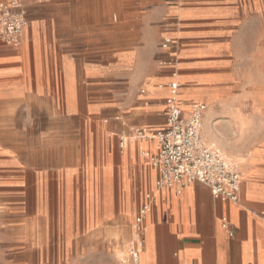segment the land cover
I'll return each instance as SVG.
<instances>
[{"label": "crops", "instance_id": "0c3cea01", "mask_svg": "<svg viewBox=\"0 0 264 264\" xmlns=\"http://www.w3.org/2000/svg\"><path fill=\"white\" fill-rule=\"evenodd\" d=\"M12 1L29 26L19 48L0 39L5 129L49 139L79 128L88 162H98L64 169L66 190L87 194L67 205V224L103 241L97 254L111 264H133V225L151 194L138 264H264V77L251 92L252 79L232 69L249 49L264 64V0H0ZM168 39L175 45L164 49ZM175 81L219 108L204 112L202 139L239 165L237 203L197 183L157 190L147 154L157 153ZM233 81L240 94L224 89ZM58 176L48 173L50 188ZM109 226L119 241L102 234Z\"/></svg>", "mask_w": 264, "mask_h": 264}, {"label": "rangeland", "instance_id": "374dc122", "mask_svg": "<svg viewBox=\"0 0 264 264\" xmlns=\"http://www.w3.org/2000/svg\"><path fill=\"white\" fill-rule=\"evenodd\" d=\"M243 52L249 56L245 55L242 63L233 64L232 69L249 76L252 81L244 87L258 92L262 86L257 85V80L264 77V64L257 58V49ZM241 84V81H233L223 87L230 95H237L239 89L244 88ZM179 103L185 110L200 103L207 111L219 110L206 99L194 97L192 89H181ZM244 103L256 102L246 99ZM203 129L206 130L204 122ZM39 131L5 129V106L0 105V264H111L97 254L101 252L103 241L89 238L81 222L68 225L66 221L67 205L73 203L78 207L87 199V194L72 192V187L70 192L66 190L64 169L74 165L78 171H83L87 164L98 163L88 162V146L83 144L79 134L82 130L58 128L52 130L56 135L49 139L39 137ZM66 131L73 134L67 135ZM50 171L59 174L55 178L56 185L51 188L50 177H47ZM110 227L113 226L108 227V232L98 233L102 232L108 240L119 241L117 229ZM89 249H92L90 253H96L87 254Z\"/></svg>", "mask_w": 264, "mask_h": 264}, {"label": "built area", "instance_id": "2783aa9c", "mask_svg": "<svg viewBox=\"0 0 264 264\" xmlns=\"http://www.w3.org/2000/svg\"><path fill=\"white\" fill-rule=\"evenodd\" d=\"M169 1L177 3L180 0ZM28 26L22 2H0V39L4 44L19 48ZM172 45L175 42L168 39L162 47L168 49ZM169 88L173 99L167 114V126L154 136L158 141L157 153L147 154L151 166L159 172L157 190L177 187L178 194H181L182 188L197 183L207 187L216 200L237 203L242 180L239 165L202 139L206 106L200 105L192 114L186 115L175 99L180 85L172 82ZM125 143L123 140L122 145ZM152 200L153 196L148 194L134 222L135 239L129 254V262L133 264L139 263L144 248L141 235L145 217L152 209Z\"/></svg>", "mask_w": 264, "mask_h": 264}, {"label": "bare ground", "instance_id": "6f19581e", "mask_svg": "<svg viewBox=\"0 0 264 264\" xmlns=\"http://www.w3.org/2000/svg\"><path fill=\"white\" fill-rule=\"evenodd\" d=\"M176 82L180 85V87H181V89H182L181 82H180V81H176ZM181 89L177 92V95H176V97H175L176 102H177V104H179V106H180V103H179V95H180V91H181ZM201 104H202V103H200V104H195V105L192 107V109L189 111L190 113L187 114V115L192 114L193 111H194L197 107H199ZM180 107H181V106H180ZM202 127H203V125H202ZM127 143H128V142H127ZM127 143H125L123 146H126Z\"/></svg>", "mask_w": 264, "mask_h": 264}]
</instances>
